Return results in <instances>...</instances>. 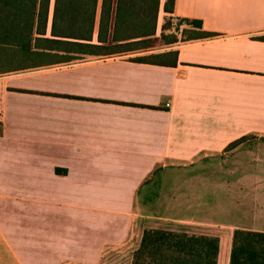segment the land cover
<instances>
[{
  "label": "crops",
  "instance_id": "crops-1",
  "mask_svg": "<svg viewBox=\"0 0 264 264\" xmlns=\"http://www.w3.org/2000/svg\"><path fill=\"white\" fill-rule=\"evenodd\" d=\"M173 17L218 36L0 74V264H132L153 199L187 178L202 196L188 168L264 166V0H176Z\"/></svg>",
  "mask_w": 264,
  "mask_h": 264
},
{
  "label": "trees",
  "instance_id": "trees-1",
  "mask_svg": "<svg viewBox=\"0 0 264 264\" xmlns=\"http://www.w3.org/2000/svg\"><path fill=\"white\" fill-rule=\"evenodd\" d=\"M175 2L165 0L163 38L176 21L192 35L188 40L218 36L205 31L201 20L173 17ZM161 6L162 0H0V74L148 51L157 36ZM177 34L166 44L178 43ZM134 60L175 65L177 52ZM2 126L0 121V134ZM227 256L229 264H264V232L236 229L228 244L219 236L147 229L132 264H226Z\"/></svg>",
  "mask_w": 264,
  "mask_h": 264
},
{
  "label": "rangeland",
  "instance_id": "rangeland-1",
  "mask_svg": "<svg viewBox=\"0 0 264 264\" xmlns=\"http://www.w3.org/2000/svg\"><path fill=\"white\" fill-rule=\"evenodd\" d=\"M164 17L165 14L161 13V28L157 32L152 46L154 52L163 49L166 42L176 37L177 33L178 38L182 36L181 39L192 36L183 33L182 28L179 29V26L175 25L178 23L176 21L173 28L165 32L164 35L167 36L163 38L162 25L165 23ZM187 170V172H184L187 177L192 179L194 177L199 179L200 177L197 182L201 188L202 196L196 200L194 196H190L196 182L193 183L188 178L182 185L184 186V192L179 195L181 197L178 196V184L171 185V188L164 192L165 197H157L147 205V217L146 219L143 218V220H146L144 222L145 230H182L184 232L188 231L187 233L190 234H210L219 236L230 244L232 242V232L234 231L233 227L236 224H241L242 221L251 222L254 217L261 218V215V219H263L264 166L231 165L219 160L217 165L202 166L201 168L190 167ZM170 177L177 178V173L170 174ZM194 201L201 205V210L196 213L197 216L192 213L199 221H179L178 218L184 216L186 212L187 216L190 215L194 207L188 206V203ZM185 202H187V205H184ZM179 205H184L182 211ZM194 215L190 216L194 217ZM135 251L131 254L132 259ZM132 259L130 256L131 261ZM105 264H127V260L123 262L109 260Z\"/></svg>",
  "mask_w": 264,
  "mask_h": 264
},
{
  "label": "built area",
  "instance_id": "built-area-1",
  "mask_svg": "<svg viewBox=\"0 0 264 264\" xmlns=\"http://www.w3.org/2000/svg\"><path fill=\"white\" fill-rule=\"evenodd\" d=\"M2 120H3V113H2V110L0 108V121H2Z\"/></svg>",
  "mask_w": 264,
  "mask_h": 264
}]
</instances>
